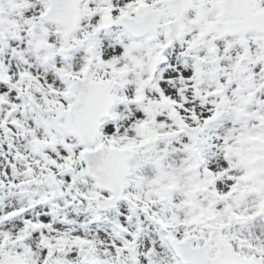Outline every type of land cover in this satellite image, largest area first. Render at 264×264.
Instances as JSON below:
<instances>
[{
	"label": "rangeland",
	"instance_id": "rangeland-1",
	"mask_svg": "<svg viewBox=\"0 0 264 264\" xmlns=\"http://www.w3.org/2000/svg\"><path fill=\"white\" fill-rule=\"evenodd\" d=\"M131 1L143 0H113L111 16H117L121 7H126ZM145 1L149 9L161 7L158 0ZM15 2L18 9L9 17L11 23L0 24L3 37L23 58L20 62L4 56L5 69L0 67V150L6 153L0 156V179L10 180L12 177L8 178L7 172L2 173L7 170L13 173L16 169V178L27 180L29 164L35 175L44 174L45 166L57 175L68 165L83 168V144L76 135H60L57 142L41 154L36 152L33 142L37 136L42 139L48 137L35 122L37 119L40 121L38 111L73 101L68 93L69 79L66 75L73 77L87 69L95 77L109 79L115 94L112 118L103 125L102 135L94 146H107L111 141L114 146L128 151L137 146L139 152H134L129 160L131 170L126 190L129 197L135 196L140 202L136 213L124 200L115 203L113 216L116 222H110L105 219L106 215H102V222L95 225L94 213L84 206L86 201L82 195L107 197L109 193L97 187L87 175L80 183L69 186L73 203L68 196L53 197L44 184L13 188L11 194L0 193V251L13 247L19 253H33L31 264H180L166 236L182 240L200 233V238H203L205 224L211 218L215 224L226 225L227 233L232 232L237 237V244L239 238L244 237L250 244L253 241L264 248V214L258 208L264 196L263 175L257 177L255 184L260 186L259 193L239 198L237 189L249 184L250 177L243 166L232 170L234 165L226 156L227 151L239 159L248 153L251 146L259 144V140L252 142L249 135L260 133L264 138V124L252 118L256 111L264 117V58L258 54V50L264 48L263 38L257 40L253 32L247 38L222 35L223 21L216 18L215 2L210 1L202 17L196 8L189 11L184 19V34L173 48L165 50L161 49L166 43V27L162 21L170 19L168 8L161 18L158 33L133 40L124 29L108 24L109 16L104 9L106 0H84L76 27L66 29L43 20L40 22L47 31L43 37L47 47L41 50L38 48L39 38H33L25 31L22 16H39L45 10L44 0H22L20 6L23 8L19 6L20 0ZM212 26H215L214 30ZM11 29H16L17 38ZM87 34L92 35L99 48V60L90 56L89 43L84 41ZM73 43L75 49L67 60L55 54L54 50ZM211 45L215 46L214 55ZM184 48H188L197 59L211 62L215 76L196 83L187 60L173 58ZM48 52V60L51 56L55 70L46 69L40 62ZM156 53L167 61L166 65H170L166 66L162 61L156 71L159 79L153 81L149 72L154 67L151 57ZM240 54L250 57L239 67ZM58 66L62 67L60 71H57ZM223 72H226L225 76H221ZM3 73L10 77L11 83L26 84L28 88L16 94L11 86L2 82ZM220 76L222 92L215 85ZM155 84L159 90L154 88ZM209 90H216V94L208 106L206 102H200L196 94L204 95ZM161 94L176 99L181 108L192 103L197 115L184 109L180 117L191 126H203L204 140L195 141L180 130L179 116L171 115V108L158 97ZM14 105L18 106L19 112L11 116L8 110ZM212 106L214 112L208 116V108ZM15 118L24 124V135L12 125ZM248 125L253 127L252 131L245 130ZM7 127L13 132L10 136L5 131ZM195 143L205 150V163L212 168L209 177L194 160L193 153L198 149L194 148ZM147 144L149 147L146 149ZM212 145H215L214 150ZM233 145L244 149L240 155L238 149L232 148ZM146 153L153 158L146 157ZM5 160H9L12 168L3 165ZM214 176L215 194L206 183ZM242 178H247V181ZM17 179L13 180L16 182ZM70 179L67 172L62 175L65 184H69ZM45 197L49 204H46ZM161 198L163 201L159 203ZM152 200L158 203L149 204ZM185 201L192 205H185ZM229 207L234 208L240 217L247 215L242 218L246 220L242 222L241 218L230 215ZM209 213L213 217L210 218ZM85 222L89 223L88 228ZM94 226L95 232L89 231ZM5 232L11 234L9 244L5 243ZM81 241L94 246L95 255L91 260H84L77 252ZM148 250L156 253L155 262L147 258Z\"/></svg>",
	"mask_w": 264,
	"mask_h": 264
},
{
	"label": "water",
	"instance_id": "water-1",
	"mask_svg": "<svg viewBox=\"0 0 264 264\" xmlns=\"http://www.w3.org/2000/svg\"><path fill=\"white\" fill-rule=\"evenodd\" d=\"M89 77V76H88ZM97 96H95L94 93L90 91H84L80 92L78 94V101L71 106L68 118L72 117L70 116L73 113V110H77V115L75 119L72 118V120H69L68 125L62 129L61 131H67V130H73L76 133L80 135L82 140L87 142V138L92 141L94 133H96V126L100 115H96L92 118V115L96 113L94 105H98L99 102L103 99V101L107 97V91L105 88V85H103V91L102 96H98L97 100L95 99ZM85 99H91L89 103H87L85 106L82 103ZM96 100V103H95ZM92 119V120H91ZM88 141L89 143H91ZM113 165H120L123 169L124 167V160L117 162L116 160H113Z\"/></svg>",
	"mask_w": 264,
	"mask_h": 264
}]
</instances>
